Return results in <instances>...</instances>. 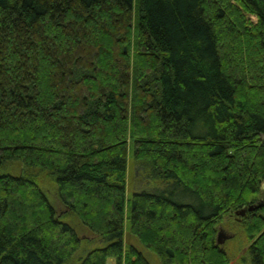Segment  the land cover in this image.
<instances>
[{"label": "trees", "instance_id": "obj_1", "mask_svg": "<svg viewBox=\"0 0 264 264\" xmlns=\"http://www.w3.org/2000/svg\"><path fill=\"white\" fill-rule=\"evenodd\" d=\"M69 215L77 264H151L125 216L158 264H229L232 216L264 264V0H0V264H69Z\"/></svg>", "mask_w": 264, "mask_h": 264}, {"label": "rangeland", "instance_id": "obj_2", "mask_svg": "<svg viewBox=\"0 0 264 264\" xmlns=\"http://www.w3.org/2000/svg\"><path fill=\"white\" fill-rule=\"evenodd\" d=\"M250 18L255 22V18L250 16ZM133 146L130 144L127 162H128V173H127V191H126V199H131L132 190L135 184V178L133 174V157H132V148ZM40 185L42 191L49 198L50 202L56 207L59 215H63L66 209L62 207L60 204L56 190L53 184L47 179L41 178ZM229 218H225L222 224L219 226V231L224 232L225 235L231 236L232 239L225 241L222 245L226 250L227 255L229 256V264H247L246 257V248H247V240L243 235L240 227L235 223L234 217L228 216ZM77 232V235L82 238L81 248L79 252L76 254L75 258L70 261L69 264H77L78 260L85 256V254L90 250L98 246L97 239L93 234L87 231L81 223L74 217L69 215L64 218ZM130 229V220L125 216L124 220V238L126 240V246H133L136 250L143 253V255L148 259L151 264H158V260L154 254L149 252L146 248H144L138 241L133 237L128 235ZM106 264H116L114 259H108Z\"/></svg>", "mask_w": 264, "mask_h": 264}, {"label": "water", "instance_id": "obj_3", "mask_svg": "<svg viewBox=\"0 0 264 264\" xmlns=\"http://www.w3.org/2000/svg\"><path fill=\"white\" fill-rule=\"evenodd\" d=\"M254 209V206L251 205L247 208H243L237 212H235V216L236 217H242L246 214L247 211H252ZM231 238V236L225 235L224 232L219 231L218 235H217V244L218 245H223L225 243V241L229 240Z\"/></svg>", "mask_w": 264, "mask_h": 264}]
</instances>
